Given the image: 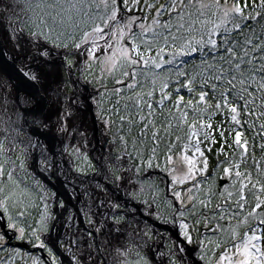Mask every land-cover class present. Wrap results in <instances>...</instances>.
Returning a JSON list of instances; mask_svg holds the SVG:
<instances>
[{"label": "rangeland", "instance_id": "rangeland-1", "mask_svg": "<svg viewBox=\"0 0 264 264\" xmlns=\"http://www.w3.org/2000/svg\"><path fill=\"white\" fill-rule=\"evenodd\" d=\"M72 2H74V0H72ZM168 2L169 0H139V3H135V0H131L130 6L134 5L133 10L128 11L125 8L126 11L128 12L126 15H123L122 13H120V10H119L117 14V19L120 21V23L117 25V27H123L124 24L128 22L129 18H139V20H137V23L131 25V31L134 33H140L141 29L139 27V24L143 22L145 25H150L152 19L155 17L156 9L159 8L160 5H165ZM203 2L206 4H211L214 2V0H203ZM219 3L222 6L225 5V3H227V6L230 8L233 4L236 3V0H219ZM242 3H243V0H241V4ZM38 4H40L39 7L37 6ZM146 4H154L155 7L151 9H147L145 7ZM118 5H119V2H118ZM68 11L71 12L72 16L67 14ZM88 11L94 16H105L106 15V9L103 3H101V0H92V2L88 5ZM184 14L185 16H187V11ZM206 17H207V13H206ZM56 18H57V22L59 23L54 22V24H51L50 22H48L49 20L53 21ZM70 19L71 21H67ZM160 20L161 22L171 21V23L175 25L177 22L176 13H171V14L165 13L163 16L160 17ZM6 21L9 24L11 23L15 24L17 28L19 27L23 28L22 31L25 35H33L34 34L33 32L37 33L38 31H42L43 34L47 33L48 35L45 34L41 38L47 39L48 43L53 45L54 47L58 46L59 48H62L64 50L60 56L55 55L57 56V58H59L60 68H61V72H60L61 78L58 76L59 74L55 75L56 86H54V87H57L58 85H60V87L62 88V91H58L57 93H55V101L57 102L59 107L62 106L63 111L61 112L56 111L57 113H60V114H56L55 111L53 112L54 110L53 105H51V103L48 102L45 113H42V114L37 113V115L33 114L31 115V117L29 116L27 118V121L31 123L33 126H35L36 128H39L40 126H42V122H44V120L48 122L49 117L47 116L51 115L52 120L48 122V124L54 127L53 128L54 132L57 134L58 138H59L60 133H62L63 137L64 136L66 137L65 152L67 154L75 155L73 152L76 149H82L85 152H92L93 145L91 144V142L94 141V139H96V135H95V131L93 128V124L91 123L92 120L90 116V111L85 109V104H84L85 102L83 100L82 102L84 103L83 104L79 103V104L82 106L83 108L82 110L84 111V113L86 112L88 113L89 118L87 119V121L89 125L90 124L91 125L89 126L90 128L85 129V130L87 131L86 135H88L89 132L93 134V138H91L89 135V138H91L92 141H89V140L87 141L86 140L87 137H84L85 131L79 128L76 130L78 132L77 136L72 137V135H70L71 137H69V133L64 132L65 130L69 129L70 124H71V122L68 121V116H69L68 111L71 112V108L70 106H68L70 104L69 103L70 100H68L69 95H71V93L73 92L75 93L76 88L79 87V85H76V82H77L78 76H80V78H82L83 81L89 82L90 88H92L90 90L91 95H89L90 96L89 99H91V102L93 103V105H95L94 111L96 110V113L95 112L94 113L96 114V119L99 121V127L97 129L99 131V140L102 141L101 135L102 137H108L109 143L115 144L112 147L113 150L126 153L127 159L125 155L123 156L122 154H120L121 159L123 161L126 159L123 167L126 165V162H127L128 164L139 163L140 165L139 167L141 168V165L143 166V164L140 161L133 158L131 151H129L128 146H126L127 145L126 140H125L126 135L121 137L120 132L115 129V125L113 124V121L116 118L112 119L111 118L112 115L108 114V112H105V115H103L102 110L98 108V105H100V103H103L102 94L100 95L99 93L100 86H104V85L105 86L107 85V87L112 86L108 92H103L104 93L103 98L111 94V92L112 93L114 92V94L116 95H118L119 93H120V96L123 95V97L121 98L125 101L128 99L126 97L130 95V92L128 93V95H126L127 93L126 91H128V89L124 87V85L117 84L116 80L117 78L124 79L125 83H128L130 79H125L124 77L120 76L119 71H116L111 74L109 73L108 67H109L110 62L108 60V57L110 54L107 51L104 40H98L100 49L96 52L97 59H91L87 55V50L91 48L90 43L87 44L85 47L82 46L80 49L73 47L74 43H82V39H81L82 34L91 30V28L94 26L93 22L91 20H88L86 22V18L83 15V13L78 12L76 9L71 7L70 0H43V3H41V0H0V28L1 27L5 28L4 23H6ZM94 23L100 24L101 26H103L101 20L99 19H96ZM58 24H62L64 26L63 29H62V26H60L62 31H60ZM212 26H213L212 24L208 25L209 28H211ZM199 27H200L199 24L194 25V29H198ZM10 31L14 32V29L12 27L9 30L5 28V29H2L0 32L2 39H4L5 44L8 47L10 46V44H12L11 42L13 40L12 38H14L15 40L17 39L20 40L17 34L15 33L11 34ZM111 31H115V29L104 28V32L106 34H110ZM185 35H187L190 39L196 40L200 38L201 33L193 30L190 33L185 31ZM145 38L150 39L151 33H149ZM112 40H116V37L113 36ZM128 44H129V40L127 38H122L118 41L116 47L113 48L112 51L119 53L120 48ZM60 45H67V47H63ZM162 46H164L163 40L159 41L157 45L153 47V50L147 53V55L155 57L156 52H158L159 48ZM140 47H141V50L143 51L144 46L141 45ZM170 51H171L170 48H165V53L163 54V59L165 61H167L170 58L168 55ZM216 57L218 58V55ZM47 58L52 59L49 56ZM205 58L206 57H204L203 60H205ZM48 59H46V56L41 57L39 58L40 61L38 62L40 63L38 64L44 65V64H41V62H45V61L47 63H51V61H49ZM118 59H119V56H117V60ZM39 65L37 66L38 69H39ZM164 66L163 68L156 70L157 72H159V78L157 79L156 84L154 86L157 92L155 94L158 98L157 102L161 98V84L163 82H167L168 74H165L166 72L165 73L163 72L165 70L168 71L170 69V67H167L166 69ZM28 69L29 68H27V70ZM35 72L36 70L31 71V73H34V74ZM46 74H47L46 79L47 78L51 79L50 74L48 73ZM71 74H73V76L76 77L77 79L70 78ZM142 79L143 81L149 82V80L145 79L144 77ZM4 82L7 83L6 80ZM129 82H131V80ZM173 85H169L168 89L164 90L165 92H168L170 94L171 98L169 99V101L172 100L173 102L171 104L165 101L163 104L156 102L157 105L156 106L153 105L152 107L153 112L156 110V108L160 110L167 108L170 111L172 110V112H175L177 110V108L174 107V105H175V102L181 97L177 92V87L179 85L181 86V84L179 83L178 85V83L175 82ZM142 86H139V89L137 87L139 93L144 92L146 89H148V86H146V89H143ZM6 87L7 86L4 87L2 82H0V91H2L0 92V96H1L0 97V199H1L0 208L3 209L4 215L6 214L5 215L6 219H7L6 216H8L9 214L11 215L10 217L8 216V220L9 219L11 220V222L10 220L8 221V227H12L15 230H17V239L19 241L25 238H30L31 235H33V238L40 240L39 234H35L34 231L32 230V226H36L35 228L42 227L41 222H39L40 215L37 216V214L40 213V208H39L40 203H38L39 202L38 191H36V188L34 187V185L39 186V184H37L39 181H37L38 177L32 174L33 172L32 166L27 161L31 157L30 154L32 153V145H30L27 140V137L29 136V134L27 133L26 130H24V126H23L24 125L23 119L25 117L24 109H26L27 107H31V105H36L37 101L27 93L20 94V96L18 97L19 99L18 101L15 97L17 96L16 90H15L16 93L14 94V98H12L13 93L11 94L12 96H9V95L4 96L5 92L7 91ZM115 89H122V91L117 93L114 91ZM200 91L201 90L198 88L196 89L194 93L197 92L200 94ZM149 92L151 91H148V93ZM25 94L28 96L27 98L29 97L33 98V100H35L36 103L34 104L26 103L25 100L27 98L25 97ZM1 98L4 100L1 101ZM7 98H9L11 101L9 99L7 100ZM183 98H184L183 104H187V102L191 100V98L188 96H185ZM110 99L111 98H109V100ZM124 101H121V102L123 103ZM146 102H148V100ZM67 107H68V110L65 111ZM135 108L136 107H134L133 112L134 114L139 116L138 120H140V116H143L145 114L147 115L148 113L147 108H144L143 112L139 110H135ZM48 109H49L48 111L49 113H47ZM191 109L192 108L181 107L180 111L189 112ZM61 115H63L62 117L65 121L62 120V118H60ZM121 116L122 115H120L119 118ZM152 118H155V117L153 116L150 117V119ZM29 120H31V122ZM46 122L44 123L46 124ZM151 128L153 129V131H150V129H148V131L150 132L156 131L153 127ZM180 144L179 146L182 147V145ZM179 146H177V148L174 147L176 149L175 152H172L170 150L167 151L164 154V156H162L163 157L162 159L159 158V155L161 152L159 151L160 152L159 153L158 151H154L153 154L148 155V160L151 162L156 161L157 163V164L155 163L156 167L150 168V166L144 165V166H147L145 169L146 173L149 172L148 171L149 169L150 171H152L151 173L152 179L154 180L153 182H156V186H157L156 188L157 195H160L162 196V198L164 197L166 199L168 197L173 198L174 202L176 203L179 202L180 207L178 211H176L178 217L184 216L183 207H188V206L198 203L195 197L196 194H194V190H196L197 187H200L199 184L203 180H206L205 178H208V176H211L213 178L217 176L218 177L223 176L225 178L231 179L230 177L231 175L225 174L224 169L230 168L232 166L228 164L226 166H222L223 170H220L219 172H216L217 170L212 172L215 162L214 160L209 159L207 160V167L205 168L204 166L203 167L201 166V168L203 169L201 170L199 169L198 166H196L197 163H195L194 161L190 165L184 159L185 155H187L189 158H192V154L193 155L199 154L195 152V148L192 147L191 142L189 143V145H187V147H183L179 149L178 148ZM33 147L36 148L37 146H33ZM169 147H172V146H169ZM107 149L110 150V148L108 147ZM169 157H171V159H169ZM238 159L240 158H237V160ZM254 161L262 163L263 158L260 157L257 160L254 159ZM254 161H252V163ZM27 162H28V165H26ZM42 163H43L42 161H39L38 165L40 168H42L43 166ZM1 166L6 167V169L3 172H1V169H2ZM190 168H192L191 175H189ZM123 169H125V167ZM237 170L241 172L250 173V171L247 168L242 167L241 165ZM237 170H233V173H235V171ZM29 171L32 177L27 179L25 175H26V172H29ZM251 176H252V180L255 181V179L257 178V174L256 176L253 174ZM232 179H234L233 181L236 180L234 176L232 177ZM179 181H183V183H180ZM217 186L218 185H216V188ZM227 186L229 187L227 188L225 187V192L227 191L233 192V189L231 187H234V183L231 185L228 184ZM238 186H239V183L237 182L235 184V187H238ZM175 193H180L179 199L177 198ZM208 194L209 193L206 194L207 195L206 197H208ZM257 195H259V193H257ZM231 199L232 198H229L228 195L225 193V195L221 197V199H216L217 200L216 204L213 202L215 206L221 205L223 202L226 203L227 206L223 207L224 208L223 211H226L228 213L227 218L225 219H221L220 216L217 214H214L211 217L210 211L207 212L209 214H204V213L201 214L206 217L209 215L208 218H204L203 216L197 215V214H191L190 216L188 215L189 222L191 221L193 222L191 224L192 228L193 229L196 228L194 230L195 237L199 236L202 232H206L208 234L207 235L204 233V235H202L204 238L203 240L204 242L207 241L206 239L207 237H212L213 239V236L218 234V233H213L214 231L215 232L220 231L221 232L220 235H222L223 232L228 231V230L231 231L233 229L232 233L229 234V236L227 237V241L229 240L232 243L228 244V242H223V243H227V245L224 246L223 244L221 246L216 247L215 248L216 254L214 255V258H212V260L208 259V257H207L208 260H206L204 257V254H202L203 249L206 248L204 247L202 243L203 241L200 243L199 242L196 243L199 248L197 250L198 257L201 258L205 264H240L241 260H247L249 264H257V260H259L260 264H264V256L261 255V254H264V224L259 223V218H256V219L248 218L247 210L241 211L240 213H238L237 217L233 218L231 216V213L235 211L236 205L234 203H231ZM261 199H264V196H262ZM202 200L204 199H201V201ZM9 209H10V213H9ZM18 212L19 213L22 212V214L20 215L16 214ZM257 212L264 213V206H262V209H258ZM177 216L175 217V219L177 218ZM195 223L198 226H196ZM212 223H215V224L211 226ZM173 224H174V221H173ZM201 226L203 227L205 226L207 229L203 230L202 228L203 231L200 230V232L201 231L202 232L199 234L198 230L200 229ZM221 226H223L222 230H220ZM197 227H199V229ZM235 228L237 230H235ZM21 230L23 231L21 232ZM207 230H210L209 231L210 233ZM42 231L43 230H40L39 232H42ZM253 231L255 232V234L257 235L259 239L257 241H248L247 247L250 249V254L245 256L243 254L245 250L244 248L245 240H247V238L252 235ZM179 233H180V230H179ZM184 238L186 239V241H188L186 237ZM216 242L217 240L215 241V243ZM252 243H255L257 247L260 248L261 253H255V251L251 249ZM171 244L173 245L175 252L172 254L173 257L170 259V262L172 261L174 264H184L182 255H187L188 257H191L189 254L188 248L185 245L179 243V240L177 239L175 234L172 237ZM200 245L201 247H203L202 249H200ZM31 246H40V245L37 243H34L33 241V244H31ZM0 248H2L3 249L2 251L4 252V257H2L0 264H48L45 261H43L42 257H38L37 253H35V252H41L39 250L30 252L23 248L18 247L17 249H20L22 251V254H20L21 251H18L15 247L13 248V246L8 245V241L6 240V237H4V234H2L1 232H0ZM42 249L44 250L45 254H47L44 247H42ZM218 249L219 251H217ZM225 253L227 254L228 258L221 260V257ZM9 258H11V260L9 261L10 263L7 262ZM52 260L57 261L56 258L54 259L52 258Z\"/></svg>", "mask_w": 264, "mask_h": 264}, {"label": "snow or ice", "instance_id": "snow-or-ice-1", "mask_svg": "<svg viewBox=\"0 0 264 264\" xmlns=\"http://www.w3.org/2000/svg\"><path fill=\"white\" fill-rule=\"evenodd\" d=\"M70 2L72 8L83 13L86 22L91 20L94 25L90 31L83 33L81 38L83 44H91V48L87 50V55L91 59H97L96 52L100 49L98 40H104L107 51L110 54L108 57L110 62L108 71L110 74L119 71L120 76L130 79L131 82L129 83H125L124 79L117 78L116 80L117 84L124 85L127 89H136L141 86L142 82L139 77L149 80L154 87L159 78V72L156 70L163 68L165 64L176 65L181 57L192 56L198 51L204 52L205 49L219 55V62L214 60L213 63L209 64L206 59L202 60L208 73L206 75L202 74L205 78L201 82V91L196 99V108L193 110L200 111V105L204 106L203 110L212 107V105L207 103L210 99L208 93L203 91L204 88L211 84L213 93L216 94L218 92L215 110L229 113L230 121L235 127L229 128L228 131L230 133L234 132L233 144L237 149L241 150L240 162L230 168H225L224 172L227 175H231L233 169H238L240 164L246 165L248 159H250V153L248 151V140L243 134V128L249 124L247 117L256 114L253 106L257 100L261 102L259 116L264 119V0H243L242 4L241 0H236V3L230 8L227 3L222 6L219 0H214L211 4H206L203 0H169L167 4L160 5L156 9L155 17L150 25H145L143 22L139 24L140 33L131 31V25L137 23L139 18H129L123 27H117L120 23L117 19L120 7H125L128 11H132L134 5L130 6L131 0H119V5L118 0H101L106 9L105 16H94L88 11V5L92 0H74V2L70 0ZM41 3H43V0H41ZM135 3H139V0H135ZM37 6L39 7L40 4ZM145 7L151 9L155 5L146 4ZM186 11L187 16L184 14ZM165 13H176L177 22L175 25L171 21L161 22L160 17ZM96 19L101 20L103 26L95 24ZM253 20L261 27L259 36L255 31L256 26L252 24ZM196 24L200 25L198 29H194ZM209 24L213 26L209 28ZM104 28L115 29V31L106 34ZM193 30L201 33L199 39L193 40L185 35V31L190 33ZM149 33H151V38H145ZM43 35L45 34L37 32L29 37L30 40L35 39V47L38 49L40 57L50 54L48 40L42 39ZM113 36L116 37V40H112ZM122 38H127L129 44L122 46L119 53L113 52L112 49L116 47L118 41ZM161 40H163L164 46L159 48L155 57L147 55ZM82 43H74L73 47L80 49ZM141 45L144 46L143 51L141 50ZM60 46L67 47V45ZM165 48L171 49L168 53L170 58L167 61L163 59ZM117 56H119L118 60ZM183 63H188V61H183ZM177 75L185 76L186 73L177 68ZM195 81L196 77H189L187 83L181 82V86L187 88L189 93H193L196 91ZM167 88L168 83L163 82L161 84V98L157 103L163 104L166 99L171 98L170 94L164 91ZM114 91L119 93L122 89H115ZM178 91L179 89H177ZM257 93H260V95H257ZM146 95L150 97L152 93L149 92ZM183 100L184 98L181 96L175 102L174 107L178 110L181 107H193L191 100L187 104H183ZM141 103L142 101L138 99L135 102V107L141 112L144 111V108L148 109L146 116H140L142 127L147 130L154 125L153 120L150 119L153 116L152 104L144 102L143 107H141ZM242 114L243 119L241 118ZM186 117L187 112L181 111L179 118L186 120ZM120 119L123 121L125 117L121 116ZM197 127L200 129L199 132ZM252 127H255V125L252 124ZM211 128V123H203L199 126L193 124L190 129L189 139L202 135L207 140L210 138L209 133L203 131V129ZM260 129L261 137L264 139V124L260 125ZM219 134L223 138L224 130L220 129ZM151 135L154 141L159 139L157 132L154 131ZM200 142L197 139L196 144L192 145V147L195 148L196 153L203 156V152L199 147ZM213 142H215L214 139ZM229 147H232V145H229ZM260 147L264 150V144H261ZM184 159L190 165L193 163V160L187 155L184 156ZM203 163L206 168V159ZM257 163L259 162L254 161L251 166L254 170ZM149 164L151 165V161H149ZM191 174L192 168L189 169V175ZM234 175L236 178L234 181V192H227L228 197L232 198L231 203L236 205V209L231 213V216L235 218L238 213L247 210L248 218H259V223L264 224V213L257 212L258 209H262V206H264V199H261L264 196V166L261 167L255 181L252 180V176L248 172L237 170ZM179 182L183 183V181ZM237 182L239 186L235 187ZM175 195L178 199L180 198V193H175ZM201 204L204 207H209V204H205L203 201H201ZM219 207L221 206L217 205V208ZM216 214L221 219L227 218L228 215L226 211L223 214ZM182 227L187 229L188 226L184 224ZM185 237L188 238L187 232H185ZM258 239L253 231L252 235L245 240L243 253L245 256L250 254V249L247 247L248 241H257ZM40 247H43V245H40ZM251 249L255 253H261L260 248L255 243H252ZM261 255L264 256V254ZM227 258L225 253L221 260ZM240 264H249V262L241 260ZM257 264H260L259 260H257Z\"/></svg>", "mask_w": 264, "mask_h": 264}, {"label": "flooded vegetation", "instance_id": "flooded-vegetation-1", "mask_svg": "<svg viewBox=\"0 0 264 264\" xmlns=\"http://www.w3.org/2000/svg\"><path fill=\"white\" fill-rule=\"evenodd\" d=\"M77 99H73L75 104ZM48 102L39 114L45 113ZM31 115H25L23 126L32 145L27 161L39 181V186L34 187L40 203L37 216L42 224L33 231H43L38 233L40 240L33 235L25 240L43 245L47 258L35 252L38 257L52 264H174L170 262L175 252L171 228L181 226L186 218L177 216L179 202L157 195L152 171L146 173L147 166L140 168L139 163L127 162L123 169L126 153L113 150L115 144L109 143L108 137L101 135L100 141L98 130L96 139H91L92 152L76 149L75 155H69L65 152L66 137L60 133L58 138L54 127L44 120L39 129L54 137L51 141L46 136L48 142L44 145L34 134L37 128L27 121ZM120 154L125 155L124 161ZM39 161L43 162L42 168ZM1 167L3 172L6 167ZM30 174L26 172L25 177L31 178ZM54 246L62 251L58 255H65L63 263ZM182 256L184 264L194 263L192 257Z\"/></svg>", "mask_w": 264, "mask_h": 264}, {"label": "trees", "instance_id": "trees-1", "mask_svg": "<svg viewBox=\"0 0 264 264\" xmlns=\"http://www.w3.org/2000/svg\"><path fill=\"white\" fill-rule=\"evenodd\" d=\"M68 15H71V12L68 11L67 12ZM72 16V15H71ZM67 21H71L67 20ZM48 22H50L51 24H54V22H57V18L52 20H49ZM59 23V22H57ZM62 23V22H61ZM252 24L255 25V31L257 33V35L259 36L261 34V27L259 24H257V22L255 20L252 21ZM59 28L60 26H62V29L64 28V26L62 24H58ZM62 29L60 28V31H62ZM58 31V32H60ZM38 32H42V31H38ZM57 33V32H56ZM46 35H48L47 33H45ZM251 35V33H249ZM63 36V35H62ZM217 54L216 53H211L209 52L208 49H205L204 52H197L194 53L192 56H185V57H181L180 61H178V63L176 65H165L164 67L167 69V67H170V69L167 71L165 70L163 73L168 74L167 76V83L168 86L169 85H173L175 82L181 84V82L183 83H187V80L189 79V77H196V81H195V88L196 89H200L201 90V82L202 80L205 78L204 75L202 74H207L208 70L204 67V64L202 63V60L204 59V57H206V61L207 63L211 64L213 63V61H217L219 62V55L218 58L216 57ZM183 61H188V63H183ZM177 68H179V70L184 71L186 73L185 76H178L177 75ZM143 77H139V79L141 80L142 84L141 86L143 87V89H146V86H148V89H146L144 92L139 93L138 89H128V91H126V95H128V93L130 92V95L127 96L126 98H128L127 100H123L121 97H123V95L120 96V93L118 95L114 94V92L111 94H109L108 96H104L103 92H108L110 90V87H107V85L105 86H100L99 87V93L100 95L102 94V99H103V103H100V105H98V108H100L102 110L103 115H105V112H108V114L112 115V119H118V120H114L113 124L115 125V129L117 131L120 132V136L123 137L125 136V140L126 143L129 148V151H131L132 156L134 159L140 161L143 166L144 165H149L151 168L152 167H156V161L155 162H151V165L149 164V160H148V155L149 154H153L154 151H160V155L159 158H163L162 156H164V154L167 151H172L175 152L176 149L174 147L177 148V146H179L178 148L181 149L183 147H186L187 145H189V143L191 142L192 145L196 144L197 139H199L201 142L199 143V147L201 149V151L203 152V156H201L200 154L198 155H193L192 154V158L193 161L195 163H197L196 166L199 167V169L203 170L201 168V166L203 167V161L206 159L207 160H214L215 164L213 166V170L212 172L216 171L219 172L220 170H223L222 166H226V165H234L239 163L240 159L237 160V158H240V149H237L235 147V145L233 144V140H234V132L230 133L228 131L229 128L235 127L231 121H230V115L228 112L226 111H219L217 112L215 110V104L217 102V96H218V92L216 94L213 93L212 88H211V84H209V86L207 88H204L203 91H206L210 97V99L207 101L208 104L212 105V107L210 109L207 110H203L204 106L200 105V111H194L193 109L196 108V99L199 95V93H189L187 88L182 87V86H178L177 89H179L178 94L180 96H188L191 98L192 104L194 107H192V109L187 112V117L186 120H181L179 117L181 115V111L180 109L176 110L175 112H172V110L170 111L169 109L165 108V109H158L156 108V110L153 112V117L152 118L154 125L153 128L156 130L155 132L159 133V139L158 140H153L152 139V132L153 129L150 127L148 129H150V131L145 130L142 127V121L138 120V115L134 114L133 110L135 107V102L139 99L142 101L141 107H143V103L146 102L148 100L147 103H151L152 107L153 105L156 106L157 105V96L155 95L157 92L155 90V87H153L151 85L150 82H146L143 81L142 79ZM166 80V79H165ZM130 81V80H129ZM128 81V83H129ZM115 86V85H113ZM171 87V86H170ZM174 87V85H173ZM253 87H255V85H253ZM115 88V87H114ZM168 89V88H167ZM151 91L152 95L149 97L146 94L148 93V91ZM168 93V92H167ZM99 95V96H100ZM257 95H260V93H257ZM133 96V97H132ZM109 98H111L109 100ZM100 99V97H99ZM109 100V101H107ZM121 101H124L123 103ZM165 102H169V104H171L173 101H169V99H166ZM107 103V104H106ZM111 105H110V104ZM260 101L257 100L256 104L253 106L254 109L256 110V114L253 116H249L247 117L249 124L245 125L243 128V134L244 137L247 138L248 140V151L250 153V159H248L246 165L245 164H240L242 167L247 168L251 175H255L258 174V172L261 170V167L264 166V150L261 149L260 145L264 144V139H262L261 137V129H260V125L264 124V119H261L259 116V112H260ZM109 104V105H108ZM108 110V111H107ZM135 110H138L137 108H135ZM170 113V114H169ZM122 115L125 117V119L122 121L119 116ZM143 116H146L143 115ZM241 118L243 119V114L241 116ZM203 123H211L212 128L211 129H203V131H207L209 133V139L205 140L203 138V136H199V137H192L191 140L189 139V134H190V129L191 126L193 124H196L197 126H199L200 124ZM252 124L255 125V127H252ZM223 129L224 130V137L222 138L219 134V130ZM125 130V132H124ZM197 131L199 132L200 129L199 127H197ZM213 139L215 140V142H213ZM229 145H232V147H229ZM172 146V147H169ZM194 148V147H193ZM151 152V153H150ZM158 154V153H157ZM253 155V156H252ZM151 156V155H150ZM262 157L263 161L262 163H258L256 164L255 170L251 167L252 166V161L257 160L258 158ZM158 158V159H159ZM219 162V163H218ZM156 163V164H155ZM218 163V164H217ZM161 167V166H160ZM233 170H237V169H233ZM239 171V170H238ZM213 174V173H211ZM210 174V175H211ZM219 174V173H218ZM235 175L232 172L231 174V179L225 178L223 176L220 177H211L208 176V178H205L206 180H203L199 186L197 187L196 190H194V194H196V200L198 201V203L188 206V207H183V217L186 218V220L184 222H182L183 224H181L180 226V233L185 237V232H187L188 235V242L190 244L192 243H200L204 240L203 236L204 233L207 234L206 232H202L203 230L207 229L205 226H201L200 229L199 227H197L198 233L201 234L197 237H195V233L194 230L196 228H192L191 224L193 223L192 221L189 222V217L191 214H197V215H201L202 213L204 214H209L207 213L208 211L211 212V217L212 215L216 214V213H224L225 211H223V207L227 206L226 203H222L219 207L217 208V206H215L213 204V202L216 204V199H221V197H223L225 195V193L227 194V192H225V187H229L227 186L228 184H233L234 183V179H232V177ZM221 178L226 179V182L224 184H222L220 186V181ZM209 179V180H208ZM201 181V180H199ZM216 185L217 188H216ZM216 188V189H215ZM233 189L234 192V187H231ZM217 191V192H216ZM213 192V193H212ZM232 192V191H231ZM208 194V197H206ZM220 193V194H218ZM205 197V198H204ZM20 199V198H18ZM201 199L205 204H209V207H204L201 204ZM215 206V207H214ZM214 207V208H212ZM223 211V212H222ZM16 212V211H15ZM9 213H10V209H9ZM8 213V214H9ZM16 214H22V212H18ZM6 215V214H5ZM9 217L11 216L10 214L8 215ZM8 216L7 220H8ZM24 216V214H23ZM204 218H208L209 215L206 217L204 215H201ZM18 218V217H17ZM10 220V219H9ZM8 220V221H9ZM11 222V220H10ZM186 224L188 227L187 229L183 228L182 225ZM215 223H212V225H214ZM233 224V223H232ZM196 225V223H195ZM234 225V224H233ZM232 225V226H233ZM198 226V225H196ZM36 226H32V230L35 229ZM203 228V230H202ZM223 226H221L220 230H222ZM200 230H202L200 232ZM235 230H237L235 228ZM234 230V232H235ZM208 232L210 230H207ZM225 231L223 232L222 235L221 232H213V233H218L217 235L212 237H207V241H203V245L204 248L203 249V253L204 257L206 260L214 258L215 253V248L218 246H221L224 244V246L227 245V243H223V242H228L232 243L231 241H227V237L229 236V234L232 233L233 229L229 232ZM0 232L2 234H4L1 230ZM233 232V233H234ZM210 233V232H209ZM208 235V234H207ZM202 236V237H201ZM5 237V236H4ZM237 239V238H235ZM217 240V242L215 243V241ZM223 246V247H224ZM14 248V247H13ZM17 249V247H15ZM203 247H201L200 245V249H202ZM3 249L0 248V261L2 260V257H4V252L2 251ZM18 251H21L20 249H17ZM221 250V249H220ZM201 251V250H200ZM219 251V249L217 250ZM20 254H22V251L20 252ZM218 255V254H217ZM17 256V255H16ZM208 257V259H207ZM216 257V256H215ZM18 259V258H17ZM11 260V258L8 259V263H10L9 261Z\"/></svg>", "mask_w": 264, "mask_h": 264}, {"label": "water", "instance_id": "water-1", "mask_svg": "<svg viewBox=\"0 0 264 264\" xmlns=\"http://www.w3.org/2000/svg\"><path fill=\"white\" fill-rule=\"evenodd\" d=\"M119 2V0H118ZM120 13H122L123 15L128 13L125 9V7H120ZM35 33V32H33ZM48 45L53 46L51 44L48 43ZM87 44H83L82 46H86ZM56 50L55 52L50 50V54L46 56V59H48L47 57L49 56L54 57L55 55H61L58 52H63L64 50L62 48H59L58 46H55ZM60 49V50H59ZM29 55H35L38 61L39 58H41L38 55V50L35 52H30ZM25 56V55H24ZM23 56H19V54L15 53L13 50L9 49V47L5 44L4 39H2L1 33H0V75H4L5 77H7L12 84L14 85V89L17 92V96L16 99L19 101L18 97L20 96V94L22 93H27L30 96H32L37 102H40V106L39 105H35V107H27L26 109H24V113L25 115H29V114H37L39 113L43 107H45L46 101L45 98L41 95V91H40V87L38 85V80H37V75L40 69H38V62L35 65H25L24 67L20 64L21 59ZM43 61V60H42ZM27 68H33L32 70L35 71L36 70V75L35 77L33 76V74L31 73L32 70H27ZM70 78L72 79H77L76 77L73 76V74L70 75ZM78 79L80 80V82L82 83V85L84 86L85 89H87V92L85 93L83 91L82 88L78 87L76 88L75 91V95H74V99H77L78 102L76 103L77 105L80 104H85V109L90 111V116H91V120H92V124H93V128L95 132H98L97 129L99 127V121L96 119V115L94 113L93 110V103L91 102V99H89V95L90 94V90L92 88H90V84L87 81H83L82 78H80V76H78ZM78 81V80H77ZM40 99H42L43 101H41ZM82 100L84 102H82ZM20 103V102H19ZM27 118V117H26ZM34 134L39 135V141L45 144L46 140V136H48V138L53 141L54 137L49 135L48 133H45V131L40 130L39 128L34 130ZM47 138V139H48ZM48 142V141H47ZM49 144V143H48ZM52 147V145H51ZM158 171V170H156ZM226 182V179L221 178L220 181V186L222 184H224ZM168 188V187H167ZM1 202V199H0ZM0 229L1 231L4 233V236L6 237V240L8 241V245L9 246H16L19 248H23L26 249L28 251H41L43 253V256L46 257V254L44 252V250L42 249V247L40 246H31L30 242L28 240H17V230L13 229L12 227H8V223L7 220L5 218L4 212L3 210L0 209ZM172 233L175 234V236L177 237V239L179 240L180 244L185 245L188 250H189V254L192 257V260L194 261L195 264H205L204 261H202L201 258L198 257L197 254V246L194 244H189L188 241H186V239L183 237L182 234L179 233V224H177L176 226L171 228ZM54 249L56 251V254L59 258H61L60 260H62V263L65 261V255H58L59 253H61L62 251L59 250L56 246H54ZM52 264V263H49Z\"/></svg>", "mask_w": 264, "mask_h": 264}, {"label": "bare ground", "instance_id": "bare-ground-1", "mask_svg": "<svg viewBox=\"0 0 264 264\" xmlns=\"http://www.w3.org/2000/svg\"><path fill=\"white\" fill-rule=\"evenodd\" d=\"M4 27L7 28L8 30L11 29V27H12L14 29V32L13 31H10V33L11 34L12 33H15V34H17L18 38H20V40H18V39L15 40L14 38H12L13 39L11 41L12 44H10V46H9V48L11 50H13V51H16L15 53L19 54V56H23L22 59H21L22 61L20 62V64L23 67L25 65H30L31 66V65L37 64L38 63V60L36 59L37 57L35 55L34 56L33 55H29L30 52L33 53V52H35V51L38 50L35 47V44H36L35 39H31V40L29 39V37L32 36V35H25L23 33V31H22L23 28H20V27L17 28V26L15 24H12V23L9 24L7 21H6V23H4ZM5 28H2L1 27L0 29L2 30V29H5ZM48 48L50 50L54 51V52L56 50V47H54V46L48 45ZM58 53L61 54V52H58ZM58 56H60V55H58ZM51 58L52 59H48L49 61H51V63H47L45 61V62H41V64H44V65H39L38 64L40 70H39L38 75H37V80H38L37 82H38V85L40 87L41 95L45 98V101L46 102L49 101L51 103V105H53V107H54L53 112L55 111V113L57 114L58 111L59 112L60 111H63L62 106L59 107L58 104H57V102L55 101V93H57L58 91H62L61 90V87H60V85H58L57 87H54V86H56L55 75L56 74L58 75V72H60V69L61 68H59V66H60L59 58H57V56L51 57ZM32 69L33 68H31V70ZM46 73L50 74L51 79H48V78L46 79V75H47ZM3 79H5L7 83H5L4 82L5 80H3ZM77 80L78 81L76 83L79 85V87L81 86V88L83 89V91L86 93L87 92V89L84 88V86L82 85V83L80 82L79 79H77ZM0 82H2V84L4 85V87L7 86L6 87V90L8 92L6 91L4 96H7V95L12 96L13 95L12 98H14V94L16 92H15L14 85L12 84V82L7 77H5L4 75L3 76L0 75ZM0 92H2V91H0ZM25 97L27 98L28 96L25 94ZM72 97H71V95H69V99H68V100H70L69 101L70 104L68 106H70V108H71V112L68 111V115H69L68 116V121H70L71 124H70L69 129L68 130H65L64 132L69 133V137H71L70 135H72V137L73 136H77L78 135V132L76 130L79 128V129L85 131L84 137H87L86 139H88L89 141H91L90 139L93 138V134L89 132L88 135H86L87 131L85 130V129L90 128L89 126L91 125V124L89 125V123L87 121V119L89 118L88 117V113L87 112L84 113V111L82 110L83 108H82V106L80 104L79 105L75 104V102L73 100L74 99V94L72 95ZM4 99H5V97H4ZM4 99L1 98V101L4 100ZM8 99L9 98H7V100ZM25 101L28 104L29 103H35L34 100H33V98H30V97L27 98ZM67 110H68V107H67V109L65 111H67ZM48 111H49V109L47 110V113H49ZM61 116H63V115H61ZM49 118H51V116H49ZM51 120L52 119H48V122H50ZM48 122H46L47 125H48ZM55 122H57V121H55ZM89 135H90L91 138H89ZM75 139H76V137H75ZM71 142H72V140H71Z\"/></svg>", "mask_w": 264, "mask_h": 264}]
</instances>
